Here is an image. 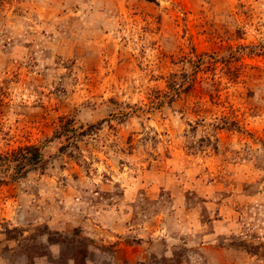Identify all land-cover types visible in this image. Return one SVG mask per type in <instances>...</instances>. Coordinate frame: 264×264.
Instances as JSON below:
<instances>
[{
	"label": "rangeland",
	"instance_id": "1",
	"mask_svg": "<svg viewBox=\"0 0 264 264\" xmlns=\"http://www.w3.org/2000/svg\"><path fill=\"white\" fill-rule=\"evenodd\" d=\"M0 264H264V0H0Z\"/></svg>",
	"mask_w": 264,
	"mask_h": 264
},
{
	"label": "trees",
	"instance_id": "2",
	"mask_svg": "<svg viewBox=\"0 0 264 264\" xmlns=\"http://www.w3.org/2000/svg\"><path fill=\"white\" fill-rule=\"evenodd\" d=\"M152 1V0H151ZM177 74H171L167 80V86L172 91V93H179L182 90V85L180 82H176ZM66 130V129H65ZM67 131V130H66ZM60 134V132H58ZM58 136V135H57ZM13 160L16 162L18 171L22 169L25 165L31 164L35 165L39 163L42 159V153L39 146L34 144H29L19 147L16 151L12 152ZM77 263L78 260L74 257Z\"/></svg>",
	"mask_w": 264,
	"mask_h": 264
}]
</instances>
